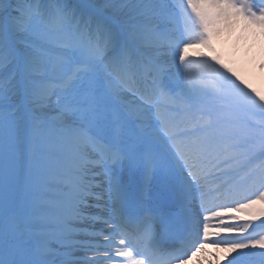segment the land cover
<instances>
[{
	"label": "snow or ice",
	"instance_id": "6c2138e0",
	"mask_svg": "<svg viewBox=\"0 0 264 264\" xmlns=\"http://www.w3.org/2000/svg\"><path fill=\"white\" fill-rule=\"evenodd\" d=\"M237 30L264 38V0H0V264H264Z\"/></svg>",
	"mask_w": 264,
	"mask_h": 264
},
{
	"label": "rangeland",
	"instance_id": "374dc122",
	"mask_svg": "<svg viewBox=\"0 0 264 264\" xmlns=\"http://www.w3.org/2000/svg\"><path fill=\"white\" fill-rule=\"evenodd\" d=\"M233 46L232 42H230V39L226 37H222L221 41L217 43V50L223 51L224 55H226L227 51L231 50V46ZM240 46V45H239ZM241 46L245 47V49H251V51L248 53L249 56L245 60V63L241 66L244 68L250 69L254 73V79L253 83L254 85L261 90H264V68H260V63L264 61V38H261L260 36H257L255 40H253L252 37H247L245 34L243 37V41L241 42ZM240 46V47H241ZM248 47V48H247ZM193 54H197L198 51H203L202 49H194ZM229 57V55H227ZM241 55L236 54L232 55V58L236 65L239 67L241 61ZM240 66V67H241ZM259 206V205H258Z\"/></svg>",
	"mask_w": 264,
	"mask_h": 264
},
{
	"label": "bare ground",
	"instance_id": "6f19581e",
	"mask_svg": "<svg viewBox=\"0 0 264 264\" xmlns=\"http://www.w3.org/2000/svg\"><path fill=\"white\" fill-rule=\"evenodd\" d=\"M249 36L247 33L241 32L240 30L235 31L230 36H227L232 42L233 46H231V50L227 52L230 54L229 57L232 58V55L240 54L241 61L240 66L245 63V60L249 56V52L251 49H245V47L241 46V42L243 41L244 35ZM241 47H240V46ZM248 48V47H247ZM242 67V66H241ZM237 214H241L236 212ZM212 233V232H211ZM227 255L226 250L223 248H217L211 243H205L203 245V249L198 253H194L192 255L191 260L187 261L186 264H226L225 256ZM229 258H231L229 256Z\"/></svg>",
	"mask_w": 264,
	"mask_h": 264
}]
</instances>
